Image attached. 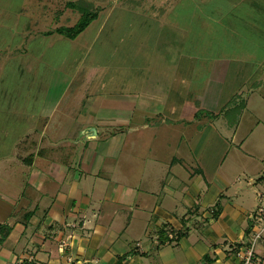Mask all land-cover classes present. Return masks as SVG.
I'll return each mask as SVG.
<instances>
[{"label": "crops", "instance_id": "crops-1", "mask_svg": "<svg viewBox=\"0 0 264 264\" xmlns=\"http://www.w3.org/2000/svg\"><path fill=\"white\" fill-rule=\"evenodd\" d=\"M148 11L126 10L164 13ZM186 31L149 29L155 69L137 91L136 56L128 74L107 80L85 65L81 77L61 72L64 88L36 113L19 114L29 120L12 148L0 143V264L238 263L234 250L264 207V44L260 80L238 104L220 84L232 65L242 72L232 54L211 60L204 89L183 90L190 74L180 64L194 53L160 47ZM162 229L179 237L161 242ZM256 255L264 264V239Z\"/></svg>", "mask_w": 264, "mask_h": 264}, {"label": "rangeland", "instance_id": "rangeland-1", "mask_svg": "<svg viewBox=\"0 0 264 264\" xmlns=\"http://www.w3.org/2000/svg\"><path fill=\"white\" fill-rule=\"evenodd\" d=\"M85 1L92 5V10L95 7L100 10L116 8L109 13L100 11L99 17L73 40L54 30L60 26H73L78 21L80 12L68 3L81 0H0V143H6L7 150L12 148L14 138L18 137L16 134L19 135L29 120L19 114L23 111L36 113L43 107L46 95L54 89L61 92V72L71 74L76 70L81 77L85 65L97 64L96 72L103 74L106 80L112 79L121 72H124L123 76L128 74V66L123 65L136 56L137 59H133L136 69L132 67L129 71L136 79L132 85L134 91L139 90L144 76L155 69L156 63L150 58L158 49L157 44L153 45L157 35L150 34L149 29L163 24L181 26L187 33L169 34L171 38L182 39L181 42L172 41L168 47L160 49L177 53L175 49L180 47L179 52L195 55L194 62L184 58L180 64V68L190 74L185 76L183 90L202 89L209 73L208 64L216 56L227 54L239 60L237 68L242 72L238 77L234 76L235 64L232 65L220 84L227 92L239 94L238 104L252 84L260 80L264 0ZM129 8L153 10L148 11L149 15L152 12L160 14L159 10L164 13L157 19L134 18L126 12ZM101 27L103 29L96 33ZM145 27L148 33H141ZM46 31L52 33L44 34ZM79 77L77 75L74 81ZM254 92L260 95V89ZM189 97L185 96V100ZM231 102L235 101L232 99ZM252 111L256 112L255 109ZM250 120L255 121L254 118Z\"/></svg>", "mask_w": 264, "mask_h": 264}, {"label": "trees", "instance_id": "trees-1", "mask_svg": "<svg viewBox=\"0 0 264 264\" xmlns=\"http://www.w3.org/2000/svg\"><path fill=\"white\" fill-rule=\"evenodd\" d=\"M80 1V0H79ZM69 6L76 8L80 12V18L73 26H60L57 27L54 32H57L58 34H62L68 38L74 39L76 36H78L94 19L97 18L100 8L95 7V10H92V5L90 3H87L84 0H81V2H69ZM52 31H46L44 34H51ZM172 231V230H171ZM175 235V238L169 239L167 237V231L162 229L159 231V238L161 242H165L164 239H168L169 241L175 240L179 237V233H175L172 231Z\"/></svg>", "mask_w": 264, "mask_h": 264}, {"label": "built area", "instance_id": "built-area-1", "mask_svg": "<svg viewBox=\"0 0 264 264\" xmlns=\"http://www.w3.org/2000/svg\"><path fill=\"white\" fill-rule=\"evenodd\" d=\"M255 217L257 225L250 232L248 241L234 250V255L238 259L237 264H260L256 255V246L264 239V207L258 209ZM167 237L173 239L175 235L172 231H168Z\"/></svg>", "mask_w": 264, "mask_h": 264}]
</instances>
